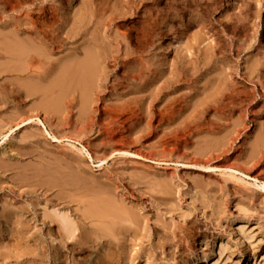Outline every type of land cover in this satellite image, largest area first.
<instances>
[{"label": "rangeland", "instance_id": "obj_1", "mask_svg": "<svg viewBox=\"0 0 264 264\" xmlns=\"http://www.w3.org/2000/svg\"><path fill=\"white\" fill-rule=\"evenodd\" d=\"M168 1L0 0V126L43 123L0 141V210L78 223L64 199L98 187L139 216L113 241L58 245L56 264H264V196L224 171L264 181V0Z\"/></svg>", "mask_w": 264, "mask_h": 264}, {"label": "bare ground", "instance_id": "obj_2", "mask_svg": "<svg viewBox=\"0 0 264 264\" xmlns=\"http://www.w3.org/2000/svg\"><path fill=\"white\" fill-rule=\"evenodd\" d=\"M185 1L189 2L192 5H198L199 4V0H176L174 2L168 1L170 4V9L172 10H176L175 8H177L178 6H180L181 4H183ZM202 1V0H201ZM208 4V3H207ZM77 5V4H76ZM89 5V4H88ZM91 5V4H90ZM203 5V4H202ZM82 7V4L80 5V7L76 10L74 18H75V25H76V30L75 31L76 35H79V32L82 30V28H84V26L80 25V21H78V13L80 11ZM92 7V6H90ZM76 8V7H75ZM190 8V7H189ZM101 10V9H100ZM91 14V12H89ZM106 13V12H105ZM83 14V13H81ZM112 14V13H111ZM175 16L178 14H174ZM82 16V15H81ZM89 16V15H88ZM91 16V15H90ZM97 16V15H96ZM152 17V16H151ZM155 19V18H154ZM107 20V19H106ZM152 20V19H151ZM147 23V22H146ZM102 25V24H101ZM152 25V24H151ZM94 26V25H93ZM154 27V26H153ZM152 27V28H153ZM143 30V29H142ZM144 31V30H143ZM148 31V30H147ZM149 31H151V29H149ZM104 33V32H103ZM114 33V32H113ZM67 34V33H66ZM148 34V33H147ZM89 35V34H88ZM102 35V34H101ZM74 36V35H73ZM91 36V35H90ZM106 36V35H105ZM91 40V39H90ZM96 46V45H95ZM107 46V45H106ZM17 48V46H15ZM19 47V46H18ZM85 49H87V46H84ZM89 48H91V46H88ZM88 48V49H89ZM83 49V48H82ZM92 49V48H91ZM19 50V49H18ZM24 50V48H23ZM21 51V50H20ZM86 62V61H85ZM87 64V63H86ZM85 66V65H84ZM4 87V86H3ZM40 87V86H39ZM6 95V93H5ZM2 98V97H1ZM3 99V98H2ZM225 99V98H224ZM40 109V108H39ZM3 116V115H2ZM5 116V115H4ZM6 117V116H5ZM4 117V118H5ZM2 118V117H1ZM7 118V117H6ZM15 118V116H14ZM17 119V118H16ZM15 119V120H16ZM31 118H29L30 120ZM9 120V119H8ZM14 120V121H15ZM27 120L25 122V124H21L19 125L17 128L15 127L14 130V126L12 127L13 129H8L6 130L7 126H0V141H2V143L4 141H6L9 137L12 136V134L15 131L20 130L21 128H23L26 125H29L31 123H35L36 122V127L42 125L43 123L41 122V120L34 118L32 120ZM13 121V122H14ZM28 122V123H27ZM2 123V122H1ZM6 131H9L6 134ZM45 134L47 135V137L51 140L52 143H61L62 140L58 139L56 136L51 135L49 132H47V130L44 131ZM261 134V132H260ZM252 142V141H251ZM251 145V144H250ZM7 146V144H6ZM22 147V146H21ZM23 148V147H22ZM9 149V148H8ZM34 150V149H33ZM81 150L87 155V157L89 158L88 160L91 161V156L90 154L86 151V149L84 147H81ZM250 150V149H249ZM12 151V150H11ZM9 151V155L6 156L8 158H10L11 153L14 152L15 150H13L12 152ZM28 151V150H27ZM37 151V150H36ZM253 151V150H252ZM11 152V153H10ZM23 152L20 150V153ZM34 152V151H32ZM78 152V151H77ZM257 152V151H256ZM255 152V153H256ZM18 153V152H17ZM22 154V153H21ZM125 154V153H124ZM129 154V153H128ZM248 154L250 155V153L248 152ZM1 156V155H0ZM18 156V154L16 155ZM133 155H129V157ZM251 156V155H250ZM22 157V155H21ZM134 157H137L134 155ZM248 157V156H247ZM253 157V156H252ZM4 158V157H2ZM21 159V158H20ZM146 160V159H145ZM67 161V160H66ZM150 161V160H149ZM242 161V160H241ZM10 162V161H9ZM16 162V161H15ZM18 162V161H17ZM16 162V163H17ZM54 162V161H53ZM247 162V161H246ZM249 162V161H248ZM251 162V161H250ZM13 163V164H16ZM20 163V162H19ZM12 164V163H11ZM10 164V165H11ZM24 164V163H23ZM29 164V163H27ZM57 164V163H56ZM65 164H67L65 162ZM4 165V164H3ZM2 165V166H3ZM17 165H19L17 163ZM16 165V166H17ZM22 165V164H20ZM32 165V164H31ZM15 166V165H13ZM11 166V167H13ZM7 167V166H6ZM25 167V165H24ZM28 167V166H26ZM60 167V166H59ZM58 167V168H59ZM68 167V165L66 166ZM232 167V166H231ZM19 168V167H18ZM33 168V167H32ZM37 168V167H36ZM47 168V167H46ZM70 167H68V170ZM73 168V167H71ZM5 169V168H4ZM20 169V168H19ZM29 169V168H27ZM50 169V168H49ZM65 169V168H64ZM223 169V168H222ZM16 171V169H14ZM35 170V169H34ZM42 170V169H40ZM40 170H38L40 172ZM60 170V169H59ZM224 170V169H223ZM31 171V170H30ZM44 171V170H43ZM51 171V170H50ZM202 171L204 173H212L214 171H216V169H211V168H204L202 169ZM225 172L229 173L230 178L235 179L238 182H244L247 183L250 187V191L252 192L253 195L256 196H264V181H260L256 178H253L243 172L240 171H236L233 169H225ZM8 172V171H7ZM28 172V171H27ZM3 173V172H2ZM5 173V172H4ZM45 173V171H44ZM51 173V172H50ZM49 173V174H50ZM55 173V172H54ZM24 174V173H23ZM34 173H32L33 175ZM40 174V173H39ZM38 174V175H39ZM43 174V173H42ZM48 174V175H49ZM16 175V174H14ZM27 175V173L25 174ZM24 175V176H25ZM30 175V173L28 174V176ZM31 175V176H32ZM44 175V174H43ZM65 175V174H64ZM69 175V174H68ZM67 175V176H68ZM22 176V175H21ZM27 176V177H28ZM35 176V174H34ZM56 177V175H54ZM54 176H53V180H54ZM63 176V175H62ZM14 177V176H13ZM23 177V176H22ZM26 177V176H25ZM38 177V176H36ZM9 178V177H8ZM42 178H44L42 176ZM46 178V177H45ZM83 178H85L83 176ZM17 179H19V177H17ZM26 179V178H23ZM32 178H30L31 180ZM34 179V178H33ZM50 179V180H52ZM68 179H70V176L68 177ZM87 179V178H85ZM10 180V178H9ZM14 180V179H13ZM55 180H58V178H55ZM55 180L53 182H55ZM19 181V180H18ZM15 181V182H18ZM21 181V179H20ZM25 181V180H24ZM26 181L28 182L29 180L26 179ZM86 181H89L88 179ZM23 182V181H22ZM36 182V181H35ZM40 182V181H39ZM44 182V181H42ZM41 182V183H42ZM48 182V181H47ZM46 182V183H47ZM52 182V183H53ZM62 182V180H61ZM209 182V180H208ZM5 183V181H4ZM64 183V181H63ZM72 183V181H71ZM2 184V183H1ZM35 184V183H34ZM49 184V183H48ZM56 184V183H55ZM54 184V185H55ZM66 184V183H65ZM75 184V183H74ZM89 184V183H87ZM212 184V183H211ZM210 184V185H211ZM21 185V184H20ZM33 185V184H32ZM43 185V184H41ZM38 185V186H41ZM50 185V184H49ZM51 184V186H54ZM60 185V184H59ZM63 185V184H62ZM67 185V184H66ZM80 185V184H79ZM78 185V186H79ZM86 185V183H85ZM56 186H58L57 184L53 187L55 188ZM73 186V184H72ZM82 186V183H81ZM93 186V185H91ZM205 186V185H204ZM212 186V185H211ZM218 186V185H215ZM14 187V186H12ZM19 187V185H18ZM22 187V186H21ZM44 187V186H43ZM42 187V188H43ZM59 187V186H58ZM57 187V188H58ZM69 187H71L69 185ZM97 187V186H96ZM199 187V186H198ZM219 187V186H218ZM235 187V186H234ZM20 188V187H19ZM18 188V190H19ZM23 188V187H22ZM64 188V187H62ZM73 188V187H72ZM81 188V187H79ZM95 188V187H94ZM14 189V188H13ZM28 189V188H27ZM40 189V187H39ZM68 189V188H66ZM83 189V188H82ZM84 189H86L84 187ZM89 189V188H88ZM92 190H94V192H96V189H98V187L96 189H93L91 187ZM105 189V188H104ZM104 189L101 188V190H103L102 192H104ZM232 189V188H231ZM247 189V188H246ZM248 189V190H249ZM92 190L90 192H92ZM99 190V189H98ZM107 190V189H106ZM235 190L238 192H242L243 189L240 186H236ZM89 191V190H88ZM87 192V194H89V192ZM109 191V190H108ZM68 192V191H67ZM92 192L90 195H78V196H72V195H68L65 199L62 198L60 195H49V197H46V200L48 203H52L54 201H58V200H62L64 199V202L67 204V208L70 209V211L73 212L74 215L77 216L78 218V223L74 222L71 219V214H66L62 217V220H60L61 218L58 219L59 215L56 212H53L54 209L51 212H47V209L44 210L42 212V217L43 219L40 221L41 223H39L40 225H42L41 227L38 228L37 225H35L37 222H39L38 220L35 221V223H31L30 221L25 222V220L31 216L33 214V216H36V212H32L33 209H24V208H19L17 210H8L7 208H3L0 210V217L4 218L6 223L8 224V227L10 228V223L12 225H14L16 227V231H14V233H9V239L8 242L10 244H12L13 248L11 250V252L9 254H3L2 252H0V259L3 258H10V261L12 263L15 264H25L26 261H30L29 263L31 264H56V262L59 260L60 258V251L58 250V245H75L78 244V242L80 241L79 244L82 245V242L84 241V243L86 242V240H90L95 238L96 240L100 241L102 238H105V240L107 239L108 241H113L116 239V237L114 235H108L107 233H105L106 230H112L114 231V233L117 230H128V232L130 231V233L133 232L134 228L136 227V221H138V217L137 216V212L133 213L132 211H130L129 209H127V207L124 206L123 204V200H117L115 199L112 195V197L108 196V194L111 193V191L106 192V194H102L97 192L94 193ZM157 193V192H156ZM69 194V193H68ZM86 194V193H84ZM116 194V193H115ZM235 194V193H234ZM156 195V194H155ZM165 195V194H163ZM27 198V197H26ZM154 198V197H152ZM156 199V198H155ZM159 199V198H158ZM162 199V198H161ZM243 199V198H242ZM127 200V199H126ZM140 200V199H139ZM153 201V200H152ZM45 202V201H44ZM154 202V201H153ZM161 203V202H160ZM223 205V204H222ZM28 206V205H27ZM45 206V205H44ZM58 206V205H57ZM75 207L74 209H72V207ZM54 207V205H53ZM51 208V207H50ZM55 208V207H54ZM45 209V207H44ZM59 209V208H58ZM63 209V208H62ZM218 209V208H217ZM51 210V209H50ZM239 211H243V208L240 206L238 207ZM57 211V210H56ZM79 212V214H77ZM40 213V212H39ZM40 215V214H39ZM189 215V214H188ZM38 217V216H37ZM41 217V216H40ZM76 219V218H75ZM76 221V220H75ZM145 221V220H144ZM140 222V221H139ZM138 222V223H139ZM141 223V222H140ZM139 223V224H140ZM143 223V222H142ZM144 224V223H143ZM5 225V224H4ZM35 225V226H34ZM39 225V226H40ZM138 225V224H137ZM54 226L57 227V236L55 237L54 235ZM167 228H170L168 226V224L166 225ZM4 227V226H3ZM7 227V226H6ZM7 227V229H8ZM43 227H45V233L41 234V231L43 230ZM139 228L141 226H138ZM137 228V229H139ZM243 228H240V230H242ZM2 231V230H1ZM8 231V230H7ZM5 232V231H4ZM13 232V231H11ZM118 232V231H117ZM2 233V232H0ZM6 233V232H5ZM112 233V232H111ZM121 233V232H120ZM118 235V234H117ZM93 236V238H92ZM0 237H3L0 234ZM6 237V236H5ZM4 238V237H3ZM59 238L58 243H54L56 241V239ZM118 239V238H117ZM120 239H118L119 241ZM103 241V240H102ZM8 243V244H9ZM113 243V242H112ZM90 244V243H89ZM103 244V243H102ZM27 246V251H23L22 247L23 246ZM80 245V246H81ZM84 245V244H83ZM114 245V244H113ZM87 246V245H86ZM7 247H9V245H7ZM11 247V246H10ZM88 247V246H87ZM76 248V247H75ZM92 248V247H91ZM226 248V243L219 241L216 244V255H220ZM4 249V248H3ZM7 249V248H6ZM9 249V248H8ZM22 249V250H21ZM74 249V247H73ZM96 249V247H95ZM80 249H78L79 251ZM85 250V249H84ZM70 251V250H69ZM77 251V250H76ZM78 254V253H77ZM90 256V255H89ZM92 260V259H91ZM207 261V257H202L200 259L197 260V262L199 264H204ZM3 262V261H2Z\"/></svg>", "mask_w": 264, "mask_h": 264}]
</instances>
